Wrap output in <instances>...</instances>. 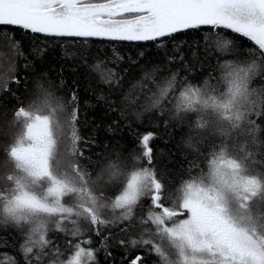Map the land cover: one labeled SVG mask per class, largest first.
I'll use <instances>...</instances> for the list:
<instances>
[{
    "label": "snow or ice",
    "instance_id": "obj_1",
    "mask_svg": "<svg viewBox=\"0 0 264 264\" xmlns=\"http://www.w3.org/2000/svg\"><path fill=\"white\" fill-rule=\"evenodd\" d=\"M11 29L157 45L187 30H215L221 75L213 70L202 85L193 84L181 68L193 76L195 70L181 52V67L175 70L171 65L177 58L168 57L169 74L160 78L163 83L157 81L159 69L154 67L121 95L117 60L123 58L117 55L109 67L98 53L91 65L90 50L81 54L82 62L110 89L97 99L107 101L122 119L131 115L143 124L147 118L151 126L165 129L179 122L189 129L185 147L192 157L184 158L191 178L166 195L169 189L151 146L158 133L141 135V151L131 157L140 167H130L121 151L113 148L110 153L109 143L81 134L78 88H68L62 76L45 84L40 77L48 73L41 72L29 106L14 113L24 118V131L10 151L15 170L6 174L8 184L0 189V229L22 238L14 246L19 259L12 253L0 256L10 257L12 264H99L98 252L103 249L105 257L112 258L110 249L119 246L124 249L121 264H264V167H252L257 155L264 158V140L258 135L264 130L258 123L264 119V86H253L257 77L264 78V0H0V34L19 47ZM238 37L258 47L250 60L230 57ZM192 55L199 57V45ZM29 64L35 71L34 62L24 67ZM145 80L158 91L149 88L145 93ZM12 82L21 85L19 77ZM137 87L143 95H133ZM57 88L67 94L59 95ZM4 90L11 91L7 83ZM12 96L22 99L16 92ZM65 113L70 117V150ZM153 116L162 119L152 121ZM105 131L114 137L119 121ZM159 154L166 155L163 150ZM165 199L172 201L171 207L162 202ZM141 208L149 211L138 215ZM49 225L63 234L71 249L66 259L50 237ZM0 247H8L6 237H0Z\"/></svg>",
    "mask_w": 264,
    "mask_h": 264
},
{
    "label": "trees",
    "instance_id": "obj_2",
    "mask_svg": "<svg viewBox=\"0 0 264 264\" xmlns=\"http://www.w3.org/2000/svg\"><path fill=\"white\" fill-rule=\"evenodd\" d=\"M15 32V40L19 41V47L15 46L10 37L5 38L4 34H0V55L6 57V66H3V61H0V156L5 158V166L2 168L0 189L7 186L8 182L5 179L6 174L14 171L15 161L10 156L11 148L16 146L19 137L21 126H24V118L15 117L14 113L21 106L28 107L34 89V81L40 77L41 72H47V77H40L44 80L45 84L48 79L58 82L61 76L67 82L68 88H78V95L80 98V132L84 137H96L102 143H109V148L106 150L112 152L115 148L121 151L126 159L130 161L129 166L135 165L140 167L131 157L137 152H140V137L144 133L154 132L159 134V138L151 142L154 148V155L156 157V164L158 168L164 173L163 179L170 193H175L183 181L190 179V170L188 162L184 158L187 154L188 159H191V150L185 147V142L188 138L189 129L186 125L179 122L172 123L167 129L163 126L153 127L151 122L145 118L144 123L137 122L134 116H128L122 119L118 112L111 110L109 104L105 100H99L97 97L103 92L105 95L110 93L107 85L100 82L99 76L92 72L81 59V54L84 51H89L88 56L89 65L93 64L97 58V53L100 59H106L108 66L113 67L112 60L116 59L117 55L123 59L117 60L118 72L123 77V88L120 89V94L127 93L133 89V85L143 79L145 72H152L154 67H158L156 79L160 83L162 76L169 74L168 57H176L177 63H173L171 68L175 70L181 67L178 60L181 52L185 60L195 70V76L187 73L186 69L181 68L182 73L189 76L193 84H203L204 77L211 71L215 70L216 75L220 76L221 73L217 68V57L219 53L215 52L217 37L215 30L211 33L206 31L187 30L185 32L174 35L171 38H162L165 43L157 45L154 42H125V41H109L92 38H72V37H49L45 35L31 33L30 31H22L20 29H11ZM223 34L229 30L221 29ZM206 36L210 38L205 39ZM183 45L182 49L180 46ZM199 45V57L196 58L192 53ZM179 49V50H178ZM44 51L43 58H39V51ZM24 56H20V52ZM259 49L254 43L248 41L246 38L238 37L234 50L231 52L230 57L234 60L241 62L250 60ZM141 53L143 57L141 58ZM223 60V57L220 58ZM27 61L34 62L35 71L32 70V65L29 64L27 68L24 64ZM136 62V63H134ZM201 65H203V70ZM127 70V71H125ZM25 73L27 74L28 91H25L23 84L25 82ZM7 80L5 81V77ZM3 77V78H1ZM13 77H19L21 85L18 87L16 83L12 82ZM148 85L144 89L147 93L150 88L153 92L158 91L156 84L151 81H143ZM8 84L11 91H5V84ZM215 83V81H213ZM254 87L264 86V78L257 77L253 81ZM59 95H66V89H56ZM12 92H16L22 99L17 100L12 96ZM133 95H143L139 87L133 90ZM178 96V93H176ZM171 99V97H170ZM70 106L68 111L70 112ZM162 118L153 116L152 121H158ZM70 117L65 113V130L68 134L67 145H71V127L68 122ZM119 121V131L115 136H109L105 129L112 121ZM131 122V127L126 126ZM264 129V119L258 121ZM117 127V125H113ZM260 139L264 140V130L259 134ZM167 141V143H165ZM101 149H94L92 153L86 152L85 155H94L95 151ZM160 150L166 154L160 156ZM3 154V155H2ZM208 161L211 156H208ZM203 161V157H201ZM251 158H249V162ZM257 163L252 164V167L260 171L264 167V158L257 155ZM85 163H88L85 161ZM248 163V162H246ZM0 165L3 166L2 161ZM95 167V165H92ZM201 167L206 171L208 163L204 161ZM196 169L195 172H198ZM195 174V173H193ZM14 186V185H13ZM169 207L172 206V201L165 199L162 201ZM148 203V201H144ZM148 208H141L137 210V214L141 215L147 213ZM151 211L159 212L161 210L152 208ZM184 217H176L175 219H183ZM51 238L55 239L61 249L64 251V258L66 259L71 249L65 244L64 236L62 233L56 232L54 226L49 225ZM120 238H124L123 234H119ZM0 237H6L8 247H0V253H12L19 259V253L16 247L21 242V237L13 233L11 230L4 231L0 229ZM93 239H97L93 237ZM110 251L113 254L112 258H106L105 252L102 249L98 252L97 258L99 264H121V258L124 255V249L119 246L112 247ZM136 252H132L135 256ZM155 259V258H153ZM0 264H12L10 257L0 256ZM127 264V261H124Z\"/></svg>",
    "mask_w": 264,
    "mask_h": 264
},
{
    "label": "rangeland",
    "instance_id": "obj_3",
    "mask_svg": "<svg viewBox=\"0 0 264 264\" xmlns=\"http://www.w3.org/2000/svg\"><path fill=\"white\" fill-rule=\"evenodd\" d=\"M0 61H3V66L5 65L6 66V57L5 56H3L2 54L0 55ZM4 77H5V75H4ZM1 78H3V77H1ZM7 80V77H5V81ZM24 131V126H21V130H20V134H22V132ZM3 155V154H2ZM0 161H2V163H3V166L2 165H0V176H1V172H2V168L3 167H6L5 166V158L3 157L2 158V156H0ZM15 170V169H14ZM16 171H18V170H16ZM0 181H1V177H0Z\"/></svg>",
    "mask_w": 264,
    "mask_h": 264
},
{
    "label": "water",
    "instance_id": "obj_4",
    "mask_svg": "<svg viewBox=\"0 0 264 264\" xmlns=\"http://www.w3.org/2000/svg\"><path fill=\"white\" fill-rule=\"evenodd\" d=\"M35 34H38V33H35ZM40 35H43V34H40ZM72 38H76V37H72ZM92 39H98V38H92ZM100 40H102V39H100ZM125 42H131V41H125ZM138 43H140V42H138Z\"/></svg>",
    "mask_w": 264,
    "mask_h": 264
},
{
    "label": "clouds",
    "instance_id": "obj_5",
    "mask_svg": "<svg viewBox=\"0 0 264 264\" xmlns=\"http://www.w3.org/2000/svg\"><path fill=\"white\" fill-rule=\"evenodd\" d=\"M4 218L3 217V213H2V210H0V219Z\"/></svg>",
    "mask_w": 264,
    "mask_h": 264
}]
</instances>
